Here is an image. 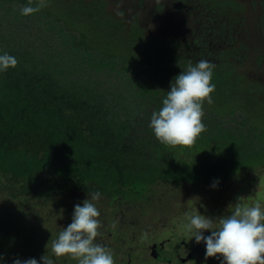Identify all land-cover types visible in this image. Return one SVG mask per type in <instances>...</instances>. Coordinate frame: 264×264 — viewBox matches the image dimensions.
Instances as JSON below:
<instances>
[{
	"label": "trees",
	"instance_id": "obj_1",
	"mask_svg": "<svg viewBox=\"0 0 264 264\" xmlns=\"http://www.w3.org/2000/svg\"><path fill=\"white\" fill-rule=\"evenodd\" d=\"M32 3L42 6L28 17L39 19L48 33L56 31L70 43V35L59 29L64 22L69 32L78 34L83 48L78 57H84L87 68L102 67L125 83L111 90L91 79L69 84L67 75L55 76V66L64 60L58 59L54 68L34 65L22 52L25 40L11 45L0 37V51L17 59L15 68L0 73V255L4 264L16 258H35L39 264L43 254L51 255L52 240L71 222L73 205L99 190L101 196L94 203L100 211L102 235L96 242L102 243L103 237L114 244L122 241L125 247L119 254L108 247L109 241L102 243L115 259L136 246L135 238L162 229L166 204L197 207L182 188L185 184L216 181L220 171L232 172L233 162H241L240 153L226 147L225 151L216 140L210 141L211 151L163 144L148 125L166 95L162 86L174 79L178 69L186 70L200 59L215 65L213 103L203 105L205 113L225 119L238 110L245 112L248 106L243 99L254 91L264 92V85L249 81L237 70L249 57L244 37L248 26L236 28V21L244 20L245 3L182 0V6L186 3L183 13L201 11L193 20L198 27L189 26L193 31L186 38L179 31L182 25L175 34H164L162 28L150 32L144 25L148 19L140 20L138 15L130 24L117 17L124 16L126 7L115 10L105 0H74L66 7L60 0ZM258 24L264 33V13ZM69 47L73 58L77 53ZM263 122L259 116L251 124L256 127ZM231 153L234 156L229 157ZM157 181L179 188L163 195L154 190ZM147 207L155 212L154 223L142 228L144 223L134 212L144 213ZM56 264L76 261L62 257Z\"/></svg>",
	"mask_w": 264,
	"mask_h": 264
},
{
	"label": "rangeland",
	"instance_id": "obj_2",
	"mask_svg": "<svg viewBox=\"0 0 264 264\" xmlns=\"http://www.w3.org/2000/svg\"><path fill=\"white\" fill-rule=\"evenodd\" d=\"M72 1L74 0H60L65 7L67 6V3L71 4ZM105 1L115 10H121L123 7H126L125 9L127 11L124 12V16L121 17V15H117V17L125 18L130 24H132L135 15H138L140 20L147 18L148 20L144 22V25L150 28V32H152L154 28L158 33L162 28L163 31L161 32H164V34L169 33L170 31L175 34L176 29H178L177 26L182 25L179 27V31L182 30L181 34L184 38L188 37L190 31H193L189 29V26L190 28L198 27L193 20L201 12L198 11L197 14L194 15L183 13L186 8V3L182 6V0L177 1L178 5L176 6L173 5V3H176L174 2L175 0ZM242 1L245 3V8L242 13L244 20H237L236 23L238 24L236 28L240 27L241 29L245 27V25L248 26L247 30H249V32L246 33L244 37L245 39H248L247 48L249 50V57L243 59V62L237 67V70L240 71L244 77H248L249 81L258 82L259 84L264 85V33L260 30L261 28L258 24L261 14L264 13V2L261 0ZM23 6L24 4L19 0H0V37L7 39L11 45L16 41L21 42L25 40L27 44L25 46L21 45L22 52L26 53L27 59L32 60L31 63L38 66L48 65L51 68H54L52 64L54 63L55 65L58 59L64 60L61 61L62 64L55 66V76L56 78H62L67 75L68 78L66 81L69 84L79 82L80 80L91 79L96 84H100L108 90H111L122 83H125L124 79H115L112 76L114 73L111 75L102 67L101 69L87 68L86 64H84V57H80V59L78 57L83 54V48L79 47L80 38H78L76 32H69L66 24H63L64 22L60 23L59 29L65 30V33L70 35V43H67L60 34L57 35L56 31L48 33L39 19L20 15V9ZM150 19L156 20V23H150L152 22ZM157 22H160V24ZM161 34L162 33H160V35ZM71 37H75L76 40H73ZM210 38L215 39V37ZM69 45L71 48L73 46L74 53H77L73 58L68 55V53L72 52ZM166 47L168 46H165L162 49H166ZM175 49L180 52V47L176 46ZM192 49L200 56L204 57V53H199L200 48L194 47ZM170 51L172 55H175L174 47H171ZM259 55L263 56L262 59L258 57ZM78 60L82 62L81 66L78 65ZM177 71L179 74L184 70L178 69ZM172 80L173 79L169 80L168 83L162 86L163 93H166V91L169 90L170 81ZM247 85V83H244V86ZM101 97L105 98L106 96L101 95ZM243 100L248 106L246 108L247 111L242 112V110H238L234 114H228L225 119H219L217 116L204 112L202 121L205 125V130L197 137L192 145H189L193 150L207 148L211 151L214 147L210 141L216 140L223 145L225 151L226 148H228L234 153H240L243 157L241 158V162L235 164L233 162L232 166L234 171L232 172L228 170L220 171V175L216 181L203 183L202 186L193 183L185 184L182 188L187 190V197L196 202L197 207L191 209L188 205L179 207L177 206V203L166 204L167 209L164 210L166 212L165 214H167L164 218L165 221L170 219L172 222L173 219V221L176 222L177 217L180 215L186 212L192 214L195 211H198L199 213L203 212L202 215L207 217L215 215L216 219H218L221 216L228 215L227 213L230 214V211L227 212L229 204L235 205L239 202L233 197H239V199L242 198L240 202L243 203L246 200V198L243 197L244 195L258 193L260 190H264V122L263 124L256 125L257 128L251 124V121L256 117H264V92L254 91ZM260 135L261 139L259 138ZM231 156L234 155L231 153L229 157ZM217 181L218 185L215 188L211 187V185ZM177 188L179 187L168 185L166 182L163 184L162 181H157L154 190L164 195ZM226 203L228 205H225ZM212 206H217L216 210L220 206L222 207L220 210L213 211ZM222 209H225V212L221 211ZM149 210H151V208L147 207L144 213L138 211L134 212L137 218H141V222L144 223L142 228L152 226L154 223L153 217L155 216V212H150ZM141 214L143 215L142 217ZM147 214L148 217L146 219ZM169 214H171V216ZM118 243L119 244H114L113 242V247L116 248L115 251L121 249V247H125V245L122 244V241H119ZM169 252L170 250H167L165 253L168 254ZM195 264L203 263L196 261Z\"/></svg>",
	"mask_w": 264,
	"mask_h": 264
},
{
	"label": "clouds",
	"instance_id": "obj_3",
	"mask_svg": "<svg viewBox=\"0 0 264 264\" xmlns=\"http://www.w3.org/2000/svg\"><path fill=\"white\" fill-rule=\"evenodd\" d=\"M41 6H33L32 0H27L20 9V15H32ZM16 65L15 56L0 51V73ZM214 67L212 62L200 59L170 81L162 106L152 112L148 125L159 142L189 146L205 130L203 105L213 103L211 94L215 91V84L211 81ZM217 185L218 181L211 187ZM100 196V191L96 190L88 193V198L82 203L73 205L71 222L52 240L51 255L43 254L39 264H56L62 257L74 260L76 264H115L113 252L96 242V238L102 235V221L94 202ZM185 217L183 227L188 240L197 244L203 242L205 259L216 258L220 264H264V199H257L246 206L239 200L230 214L215 220L198 211L186 212ZM0 264H4L2 255ZM12 264H38V261L35 258H16Z\"/></svg>",
	"mask_w": 264,
	"mask_h": 264
},
{
	"label": "flooded vegetation",
	"instance_id": "obj_4",
	"mask_svg": "<svg viewBox=\"0 0 264 264\" xmlns=\"http://www.w3.org/2000/svg\"><path fill=\"white\" fill-rule=\"evenodd\" d=\"M243 197L246 198L245 202H243L246 206L257 199H264V190H260L258 193L244 195ZM233 198L237 199V201L242 199H239V197ZM234 206V204H229L227 212L231 211ZM221 207L217 210H220ZM212 210L217 211L216 206H212ZM221 211L225 212V209ZM210 218L216 219L215 215ZM185 219V214H182L177 217L176 222L173 219V223L170 219L163 221L164 225L162 229L155 228L152 231H148V234L142 235V237L140 236L142 239L140 237H134L136 239V246H133L126 255L116 257L115 264H195L196 261L203 264H220V260L216 258L205 259L203 242L197 244L193 240H188V234L183 227ZM207 234L205 232V235ZM100 239L103 244L108 241L106 237ZM112 246L113 242H110L108 247L110 248ZM167 250H170L168 254L165 253ZM120 251L121 249H117L116 253L119 254Z\"/></svg>",
	"mask_w": 264,
	"mask_h": 264
}]
</instances>
